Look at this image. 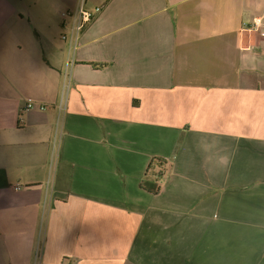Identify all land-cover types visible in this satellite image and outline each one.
<instances>
[{"label":"crops","instance_id":"0c3cea01","mask_svg":"<svg viewBox=\"0 0 264 264\" xmlns=\"http://www.w3.org/2000/svg\"><path fill=\"white\" fill-rule=\"evenodd\" d=\"M75 2L0 0V264H264V0H88L60 111Z\"/></svg>","mask_w":264,"mask_h":264},{"label":"built area","instance_id":"2783aa9c","mask_svg":"<svg viewBox=\"0 0 264 264\" xmlns=\"http://www.w3.org/2000/svg\"><path fill=\"white\" fill-rule=\"evenodd\" d=\"M102 9V6L90 7L88 0H76L73 8L66 9L61 13L63 29L61 39L67 43L70 56L67 60L66 69L63 74L64 84L62 87L61 103L59 107L60 111L65 108L67 92L70 88L71 72L75 65V53L79 47L81 34L102 12ZM255 26L256 28H260L261 32L264 33L262 22L257 20ZM34 109L44 111L46 106L32 101L28 102L23 108L25 111Z\"/></svg>","mask_w":264,"mask_h":264},{"label":"trees","instance_id":"16d2710c","mask_svg":"<svg viewBox=\"0 0 264 264\" xmlns=\"http://www.w3.org/2000/svg\"><path fill=\"white\" fill-rule=\"evenodd\" d=\"M144 185V187L147 189V190H149L150 192H154V193H156V192H158V190H152L151 188H150V185L148 184V183H145V184H142V186Z\"/></svg>","mask_w":264,"mask_h":264},{"label":"rangeland","instance_id":"374dc122","mask_svg":"<svg viewBox=\"0 0 264 264\" xmlns=\"http://www.w3.org/2000/svg\"><path fill=\"white\" fill-rule=\"evenodd\" d=\"M63 8H64V7H60V8H59V12H60L61 10H64ZM35 10H36V9H35L34 7H31V8H30V12H31V13L35 12ZM59 17H60V16H59ZM59 31H60V30H59Z\"/></svg>","mask_w":264,"mask_h":264}]
</instances>
